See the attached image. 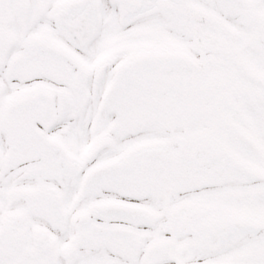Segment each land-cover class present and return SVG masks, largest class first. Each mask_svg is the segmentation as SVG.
Instances as JSON below:
<instances>
[{
    "label": "snow or ice",
    "instance_id": "obj_1",
    "mask_svg": "<svg viewBox=\"0 0 264 264\" xmlns=\"http://www.w3.org/2000/svg\"><path fill=\"white\" fill-rule=\"evenodd\" d=\"M0 264H264V0H0Z\"/></svg>",
    "mask_w": 264,
    "mask_h": 264
}]
</instances>
